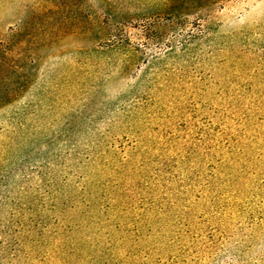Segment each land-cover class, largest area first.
<instances>
[{"label":"trees","instance_id":"trees-1","mask_svg":"<svg viewBox=\"0 0 264 264\" xmlns=\"http://www.w3.org/2000/svg\"><path fill=\"white\" fill-rule=\"evenodd\" d=\"M221 1L165 0L151 13L119 2L115 27L135 24L146 40L187 10L200 40L233 46L198 57V125L195 107L181 118L182 73L162 57L101 116L66 125L68 142L22 165L20 180L0 177V264H264V34L207 38L201 15ZM107 59L118 73L134 57ZM7 99L0 89V109Z\"/></svg>","mask_w":264,"mask_h":264},{"label":"rangeland","instance_id":"rangeland-1","mask_svg":"<svg viewBox=\"0 0 264 264\" xmlns=\"http://www.w3.org/2000/svg\"><path fill=\"white\" fill-rule=\"evenodd\" d=\"M120 1L0 0V59L5 61L0 89L8 97L0 109V132L8 131L10 143L14 141L3 152L4 139L0 138V155L9 157L0 161V177L4 175L9 182L20 180L22 165H34L60 142H68L69 134H60L66 125L101 116L104 107L131 92L162 57L169 69L182 73L177 89L187 94L184 104L188 112L181 118L186 120L195 107L198 125V57L212 53L223 57L222 52L233 46L225 42L211 48L208 41L200 40L198 14L187 15V10L180 11L181 18L172 25L155 22L146 40L135 24L115 27ZM164 1L128 0L150 13ZM199 28L207 38H234L256 31L264 34V0H223L203 11ZM109 36L127 44L106 48L114 40ZM107 57L134 59L117 73L107 67ZM107 76L112 79H104ZM176 117L170 122L177 121ZM19 127L27 134L23 141L11 134Z\"/></svg>","mask_w":264,"mask_h":264}]
</instances>
